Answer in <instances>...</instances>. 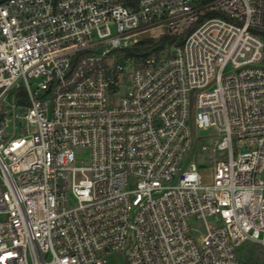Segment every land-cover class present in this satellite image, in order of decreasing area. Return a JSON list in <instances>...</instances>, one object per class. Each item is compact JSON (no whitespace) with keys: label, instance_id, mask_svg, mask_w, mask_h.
Segmentation results:
<instances>
[{"label":"built area","instance_id":"built-area-1","mask_svg":"<svg viewBox=\"0 0 264 264\" xmlns=\"http://www.w3.org/2000/svg\"><path fill=\"white\" fill-rule=\"evenodd\" d=\"M146 40L164 48L137 59ZM247 245L264 0H0V264H241Z\"/></svg>","mask_w":264,"mask_h":264},{"label":"rangeland","instance_id":"rangeland-1","mask_svg":"<svg viewBox=\"0 0 264 264\" xmlns=\"http://www.w3.org/2000/svg\"><path fill=\"white\" fill-rule=\"evenodd\" d=\"M161 31L156 30L151 32L152 35H157ZM84 160L88 158V151H80ZM202 184L210 185L213 183V171L210 167H204L200 171ZM241 264H264V248L260 246L247 245L240 253ZM108 264H125L121 256H114L109 259Z\"/></svg>","mask_w":264,"mask_h":264},{"label":"trees","instance_id":"trees-1","mask_svg":"<svg viewBox=\"0 0 264 264\" xmlns=\"http://www.w3.org/2000/svg\"><path fill=\"white\" fill-rule=\"evenodd\" d=\"M164 40L171 43L173 39L170 37H167ZM164 40H162L161 42L157 44H155L153 40H146L141 44V46L145 48L135 51L134 55L138 59L140 57H148L152 55L153 53L159 52L160 50L164 48V43H165Z\"/></svg>","mask_w":264,"mask_h":264}]
</instances>
